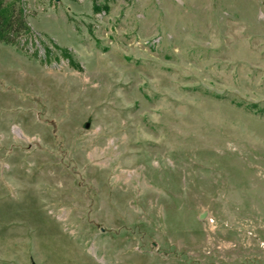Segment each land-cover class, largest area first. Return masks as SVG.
Segmentation results:
<instances>
[{"label":"rangeland","instance_id":"374dc122","mask_svg":"<svg viewBox=\"0 0 264 264\" xmlns=\"http://www.w3.org/2000/svg\"><path fill=\"white\" fill-rule=\"evenodd\" d=\"M12 1L0 264H264V0Z\"/></svg>","mask_w":264,"mask_h":264},{"label":"trees","instance_id":"16d2710c","mask_svg":"<svg viewBox=\"0 0 264 264\" xmlns=\"http://www.w3.org/2000/svg\"><path fill=\"white\" fill-rule=\"evenodd\" d=\"M28 35H32V31L23 4L0 0V41L6 44H20L22 38H27Z\"/></svg>","mask_w":264,"mask_h":264},{"label":"water","instance_id":"95a60500","mask_svg":"<svg viewBox=\"0 0 264 264\" xmlns=\"http://www.w3.org/2000/svg\"><path fill=\"white\" fill-rule=\"evenodd\" d=\"M33 264H35V263H33Z\"/></svg>","mask_w":264,"mask_h":264}]
</instances>
